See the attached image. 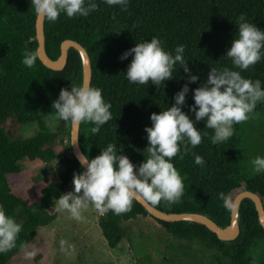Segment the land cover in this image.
Here are the masks:
<instances>
[{
	"label": "trees",
	"instance_id": "trees-1",
	"mask_svg": "<svg viewBox=\"0 0 264 264\" xmlns=\"http://www.w3.org/2000/svg\"><path fill=\"white\" fill-rule=\"evenodd\" d=\"M94 2L97 8L86 17L69 18L61 13L54 22L44 19L47 55L56 59L60 44L66 39L81 44L91 62L90 86L102 89L104 100L111 104L112 119L98 132L91 131V122L80 123L79 145L89 158L113 143L117 151L138 165L146 155L144 128L151 126L150 114L171 107L174 93L187 83V74L179 65L173 79L164 85L130 83L124 73L132 57H120L135 43L155 36L167 51H174L179 44L185 46L189 68L201 77L188 85L190 90L182 109L188 113V105L194 103L191 90L206 81L211 67L240 71L225 57L237 32V18L244 14L249 22L264 30V0H127L126 5L109 4L106 0ZM35 20L30 0H0V205L22 225L16 247L0 253V264H10L21 246L35 239L39 227L55 219L48 210L61 194L69 192L73 174L83 170L71 151V125L54 115L56 123L54 131H50L40 115L50 99L58 98L61 88L70 90L71 84L82 82L80 57L70 48L66 65L60 71L47 68L38 58L33 67H26L22 63L25 50L37 49ZM241 74L253 81L260 79L264 87V58ZM263 109L264 101H260L250 116ZM244 122L234 124L233 135L217 144L211 142L214 132L205 127L204 120L195 123L207 135L188 153L182 149L173 158L183 178L182 196L175 202L161 200L152 206L168 213H202L220 227L230 223L231 213L219 197L221 192L233 200L239 192L251 191L259 196L264 209V173H251L241 161ZM24 125H35L36 135L21 137ZM192 153L203 157V166L195 164ZM23 159L40 160L41 166L35 171L25 170L20 164ZM51 169L58 170V182L37 180L40 172ZM28 179L36 181L37 191L31 200L14 193ZM137 218L151 219L173 240L196 244L201 254L211 252L213 264H264V230L249 199H243L239 206L240 233L232 241L219 240L202 224L156 219L133 200L131 211L115 214L109 210L99 217L109 248H116L126 237L124 222ZM254 252L259 255L255 257Z\"/></svg>",
	"mask_w": 264,
	"mask_h": 264
},
{
	"label": "clouds",
	"instance_id": "clouds-1",
	"mask_svg": "<svg viewBox=\"0 0 264 264\" xmlns=\"http://www.w3.org/2000/svg\"><path fill=\"white\" fill-rule=\"evenodd\" d=\"M107 3L127 4V0H106ZM36 17L49 22L58 19L61 13L72 18L88 16L97 8L94 0H30ZM237 32L225 57L230 58L235 69L211 67L206 81L192 89L193 104L188 105V113L182 109L189 93V84L201 80L193 74L185 59V46L179 44L174 51H167L157 37L135 43L125 51L120 59L132 57L124 73L125 78L134 84H151L157 87L173 79L176 66L186 73L185 83L174 93L171 107L166 106L159 113H151V126H145L148 145L146 155L138 165L128 156L116 150V145L108 143L94 158L83 155L79 158L82 171L73 174V190L61 194L56 200L58 206L76 220H83L82 211L94 207L103 213L111 210L115 214L131 211L132 202L138 196L151 205L161 200L175 202L184 191L183 178L175 168L173 158L183 149L190 151L202 142V133L195 123L204 120L205 127L212 129L213 144L225 142L233 135L234 124L249 119L257 103L264 101V87L260 79L252 80L242 76L247 70L264 58V30L249 22L244 14L236 21ZM38 58V49L25 50L22 63L33 67ZM53 114L57 119L72 126L81 122H91L93 133L112 119L111 104L102 96V89L86 82L71 84L70 90L61 88L58 98L52 102ZM194 116V119H193ZM120 153V154H118ZM194 162L203 166L202 156L192 153ZM256 173H264V156L257 155L252 161ZM220 199L230 210L237 204L229 195L221 192ZM22 225L13 216L6 214L0 205V253L16 247ZM67 243L60 241L61 248ZM34 252L27 253L28 257Z\"/></svg>",
	"mask_w": 264,
	"mask_h": 264
},
{
	"label": "rangeland",
	"instance_id": "rangeland-1",
	"mask_svg": "<svg viewBox=\"0 0 264 264\" xmlns=\"http://www.w3.org/2000/svg\"><path fill=\"white\" fill-rule=\"evenodd\" d=\"M52 102L50 99L40 112L50 131H54L56 123ZM36 133L35 125H24L19 135L29 138ZM241 133V161L248 171L256 173L251 161L257 155L264 156V109L242 124ZM20 164L28 171L41 166L40 160L23 159ZM49 179L58 182L57 169L40 172L37 180ZM72 180L68 184L69 191H72ZM36 191V181L28 179L15 188L14 193L31 200ZM48 211L55 219L39 227L35 239L22 245L19 255L10 264H213L211 252L201 254L196 244L173 240L149 218L124 222L126 237L113 249L108 247L99 227L102 213L94 207L82 211L83 220L72 218L57 203ZM61 240L67 241L63 250ZM29 252L35 254L28 257ZM258 255L254 252L255 257Z\"/></svg>",
	"mask_w": 264,
	"mask_h": 264
},
{
	"label": "water",
	"instance_id": "water-1",
	"mask_svg": "<svg viewBox=\"0 0 264 264\" xmlns=\"http://www.w3.org/2000/svg\"><path fill=\"white\" fill-rule=\"evenodd\" d=\"M35 33H36L35 35H36L37 49H38V59L44 66L55 71L62 70L67 62L68 50L70 48H73L77 51L80 57L81 68H82V82H86L90 85L91 75H92L91 62L87 51L81 44H79L77 41L66 39L62 41L60 44L59 56L56 59H51L45 51L43 18L36 17ZM79 129H80V124L75 126L71 125L70 145L73 156L80 164L79 158L85 154L82 152L78 141ZM243 199H249L253 202L257 212L259 224L264 230V209H263L262 201L257 194L247 190L239 192L234 197L233 202L237 204V207L235 210H231L230 223L225 227L218 226L211 218H209L208 216L202 213H190V212L168 213L155 208L150 203L144 201L138 196L134 200H136L139 204H141L144 207V209L152 217L156 219L162 221H189V222L202 224L208 230L214 233L219 240L232 241L240 233V228L238 225V210Z\"/></svg>",
	"mask_w": 264,
	"mask_h": 264
},
{
	"label": "built area",
	"instance_id": "built-area-1",
	"mask_svg": "<svg viewBox=\"0 0 264 264\" xmlns=\"http://www.w3.org/2000/svg\"><path fill=\"white\" fill-rule=\"evenodd\" d=\"M71 188H72V190H73V185H71Z\"/></svg>",
	"mask_w": 264,
	"mask_h": 264
},
{
	"label": "flooded vegetation",
	"instance_id": "flooded-vegetation-1",
	"mask_svg": "<svg viewBox=\"0 0 264 264\" xmlns=\"http://www.w3.org/2000/svg\"><path fill=\"white\" fill-rule=\"evenodd\" d=\"M185 243H187V242H185ZM188 244V243H187ZM214 261V260H213Z\"/></svg>",
	"mask_w": 264,
	"mask_h": 264
}]
</instances>
